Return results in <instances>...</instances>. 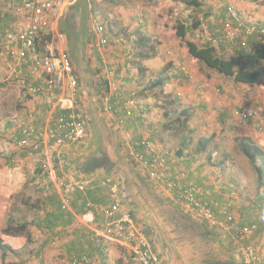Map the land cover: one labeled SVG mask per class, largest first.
I'll list each match as a JSON object with an SVG mask.
<instances>
[{
  "label": "crops",
  "instance_id": "crops-1",
  "mask_svg": "<svg viewBox=\"0 0 264 264\" xmlns=\"http://www.w3.org/2000/svg\"><path fill=\"white\" fill-rule=\"evenodd\" d=\"M92 1H87L81 4V6L77 4L70 7L65 13V15L69 14L68 21H65L64 15L62 21L59 20L52 25L53 29L63 33L67 38L62 49L69 56L80 82L81 93L78 98V105L89 121V134L83 143L71 145L62 149L61 153L58 152L57 159L55 160L54 180L49 179L48 182L40 180L43 182L39 188L42 195L41 213L43 217L37 215V218L40 217V219L46 220L45 222L41 223L35 217L30 218L29 209H32V204L26 201L12 202L15 198V192H19L22 190V186L26 187L28 184H25L27 180H25L24 175L21 173L28 171L27 179H36L39 172L37 161L42 159V156H31L26 153V150H20L22 152L20 156L23 157L13 158L17 168H12L8 164L9 171L0 174V179L2 178L3 180V183L0 185V189L4 192L3 195L5 194L6 199L12 197V201L9 203L8 201L0 203V249L2 247L6 248L5 259H8L9 255L14 256L8 253L10 248L14 254L16 250L20 252L23 248L19 247L22 246V243L14 238L16 236L15 233L11 237L4 235L2 232L5 219L7 215L11 214L18 222L28 223L27 230L31 224L35 223L36 230L39 232L43 230L45 233H49L52 237L49 241H53V239L59 241L62 233L68 234L69 237L66 241H69V248H65L66 246H64L66 253L70 248L76 247V250L71 254L77 255L76 257L78 258L86 256L87 254H85L81 246L84 242H87L93 246V249L102 260H108L109 262L116 256L120 260L121 255L125 256L126 253H123L115 243L105 244L103 241H92L89 236L90 232L95 230L96 227L100 228L104 225L105 217L98 212H88L89 207L87 205L109 206L111 204L108 187L104 185L105 179L111 175L121 185L122 195L126 202L123 210H130L132 212L147 238H149L150 234L153 236V238L150 237L151 239H149L152 242L153 250L160 255L163 264H174L175 260L176 264H201L203 259L213 255L221 261L236 260L239 264H242L241 258L237 253V245L234 242V238L237 236V232L235 231L231 234L223 232L224 234H220V237L223 238L217 237L219 241L215 243L210 241L206 244L203 239H200L204 242V249L199 251L197 247L196 251L191 250L192 248L190 247L192 245H190L189 240H186L185 236L187 232H184V230H196L200 232V229L195 224H204V227L211 229L210 225L206 222H200L193 217L184 205L175 199L171 191L167 190L164 185H160L150 179L146 171L129 157V148L132 147L133 143L139 141L140 138L143 139L148 136L154 138L156 132H160V126L165 127L161 117L162 119L169 116L176 118V113L163 109L169 108L174 104L172 101L170 102L169 95L164 94L160 98L157 97L156 101L153 100L156 94L155 91L153 92V89H157L158 87L152 88V83L162 79V75L155 73L153 76L151 73L149 77L148 74L152 72V69H149L146 63H143L141 68H134L133 65L135 63L130 61V59L134 60L135 57L134 48L145 47L157 39L158 36H164V28H160L161 24L158 16V13L162 11V8L160 11V7H163V0H150L152 1L151 3L149 0L146 3H141L140 0H113V6L110 9L115 19L113 16L112 19L108 16V21L105 20L106 22L103 23V34L99 36L92 28L94 14L91 11H95L91 4ZM170 2L175 3L176 1L170 0ZM200 2L207 3L209 5L207 11L211 15L213 14L207 20V22H210V29L216 24L221 25V22L226 17L225 7L230 3V0H217L214 5L208 3L212 2V0H208V2L200 0ZM180 3L176 2V5ZM232 3L241 9L243 13L251 15V18L257 22L259 27H264V0H247L244 2L232 0ZM182 5L180 4V8H182ZM196 14L203 16V14L195 13L194 8L190 7L187 11L182 12L181 19L183 20H181V23L187 25V22ZM109 21L112 22V29H109V25L107 24ZM113 21H116L115 24ZM13 22L14 18L8 6L1 5L0 35H4L10 29ZM170 33L175 34V30L173 29ZM190 35L188 33L187 38H190ZM123 36H126V41L121 39ZM101 38H105L108 41L106 48L97 46ZM255 38L251 37L249 39L254 46L251 47V51L245 52L243 57V52L237 44H220L216 46V49L220 55L226 56L228 60H235L240 65H256L264 57H262V47L260 46L262 44H259ZM194 42L198 45H203L201 42ZM180 43L182 42L178 41V43L172 45L175 57L172 56L173 62L167 66V69L165 67L162 72L163 77L167 78L163 89H167L169 87L168 83L173 82L172 87L176 92L181 91L178 86L181 80L179 76L184 75L183 71L186 73L184 76L189 78V82L194 83L196 81L195 77L198 78V72L202 69V66H200L202 64L194 62L189 56L187 48L180 46ZM165 48H167V52L171 51L169 50L170 46H165ZM5 49L7 50L6 46ZM152 49L158 50L157 52L160 54L162 53L159 51V47ZM247 54L249 57H246ZM240 56L241 58H239ZM186 70H189V73ZM177 71L182 72L178 73ZM202 73L200 71L201 75H206L204 70ZM201 79L205 78L201 77ZM142 86L144 91L143 95H140L142 94L140 89ZM182 90L187 93L193 92L191 84H187ZM19 92L22 91L20 90ZM20 95L22 96L19 102L24 109L20 117L16 113L20 121V123H15L17 127L23 123L22 125L32 124L37 129H45L51 126L54 120L64 113L63 110L49 107L42 96L30 97L26 96L25 92L20 93ZM139 96L143 98L140 99ZM190 96L186 101V106L189 105L188 102L193 98L192 94ZM105 99H107V102L104 101ZM158 99L161 100L160 107ZM172 99L176 104H179V102L184 103L176 97H172ZM155 102H158V106L155 105ZM13 123L11 121L7 126L11 128ZM10 128L4 129L5 134L11 133ZM15 133L19 137L21 129L18 132L15 131ZM130 135L131 138L128 139ZM123 139L125 140L123 141ZM0 145L1 148H8L5 143H0ZM10 157H14L13 153L10 154ZM33 163L37 166L30 171ZM91 164H93L92 167L94 168L92 171L89 169ZM169 164L170 167L168 168L175 177L177 176L176 172L184 171L182 173L185 177L187 176L186 179L188 180L183 183H188V181H191V178L203 186L205 184V186L210 185L208 188L219 205H225L230 199L229 189L227 190L223 185L219 186L217 183L215 184L214 181L209 183L208 171H204V168L195 165L194 159H191L187 155H176V158L171 157ZM19 167H21V170L18 169ZM10 169L17 170L18 175L6 174L12 171ZM88 174L94 180L92 188L76 192L71 209L68 212H64L61 208V192L58 184L60 181H65L71 176L81 178ZM256 195L250 197V200H248L249 197H246L247 199H243V201L238 198L234 199V214L238 227L256 225L257 231L253 236V242L260 248L261 252H264V189L257 192ZM171 205L173 208L176 206V239L172 235L167 234L171 230L168 225L169 222H163V219L158 216V213H164V210L168 212L167 209ZM28 213L29 216L27 218L26 215ZM179 213L184 218L187 214L190 221L183 220L181 216L179 218ZM59 214L63 215V218L60 220L57 217ZM88 215L93 216V221L90 223L86 222L87 218L89 219ZM154 215L157 217L156 221L154 220ZM48 219L50 220L49 223ZM157 220H160V222ZM189 224H193L194 227ZM158 231L162 232L163 240L160 238ZM12 238L15 239L13 241L15 244L8 242ZM57 241H53L51 244L48 243L47 239L42 241L37 252L40 254V251L44 249L46 257L41 253L39 257L32 261L33 264H42L43 261L48 264V262L54 261V257L57 254L62 255L64 252L63 248L51 251L50 257L47 255L46 251L48 248L57 244ZM187 249L191 252L187 253ZM212 250L216 251V253H213ZM175 254L176 257L171 259L170 256ZM20 255H23V259H26L24 253ZM0 259H2L1 251ZM27 260L31 264L30 259ZM15 261L21 262V259L15 258ZM132 263L138 264L130 260L129 264Z\"/></svg>",
  "mask_w": 264,
  "mask_h": 264
},
{
  "label": "built area",
  "instance_id": "built-area-1",
  "mask_svg": "<svg viewBox=\"0 0 264 264\" xmlns=\"http://www.w3.org/2000/svg\"><path fill=\"white\" fill-rule=\"evenodd\" d=\"M90 0H0L1 5H7L13 15L14 22L4 35L10 70L8 81L17 83L23 90L27 88L30 97L42 96L49 107L63 110L54 122L45 129H37L32 124H19L20 136L13 135L11 139L18 150H26L29 155H41L38 162L37 181L54 180L55 160L71 145L83 143L89 134V121L80 110L78 98L81 93L80 82L73 64L62 49L66 36L52 28L70 7L76 3ZM247 1V0H241ZM226 17L221 25L216 24L212 32L194 31L190 38L202 44L235 43L256 37L264 45V27L241 9L233 5L232 0L225 7ZM92 28L99 36L103 34L104 24L93 16ZM215 18V17H214ZM190 22H188L189 24ZM191 25V24H189ZM188 25V26H189ZM215 34H218L215 37ZM108 41L99 39L97 46L106 48ZM107 102V99L104 100ZM241 119L256 120L255 113L242 111L238 113ZM20 123L16 115L11 119ZM130 138V136H128ZM129 148V157L146 171L148 177L171 191L175 199L181 202L189 213L200 222H206L211 228L218 227L222 232L231 234L237 232L234 242L242 264H264V252L253 242L256 226H240L236 223L232 201L219 207L210 189L197 185L193 181L185 182L184 171L171 173L170 160L172 154L160 148L154 141L141 138ZM183 172V173H182ZM93 177L88 174L81 178L74 176L58 184L61 192V208L64 212L71 209L74 195L86 191L93 186ZM104 185L108 187L111 204L100 206L88 204L87 207L105 217L102 227H96L90 232L92 241L115 243L129 260L138 264H163L161 257L153 250L152 242L141 230L137 220L130 210H123L126 205L121 185L109 175ZM234 197L235 193H231ZM224 215V220L218 219ZM86 222L93 221L88 215ZM263 251V250H262ZM74 264H98L97 259L88 256L74 257Z\"/></svg>",
  "mask_w": 264,
  "mask_h": 264
},
{
  "label": "rangeland",
  "instance_id": "rangeland-1",
  "mask_svg": "<svg viewBox=\"0 0 264 264\" xmlns=\"http://www.w3.org/2000/svg\"><path fill=\"white\" fill-rule=\"evenodd\" d=\"M147 1L148 0H140L141 3H146ZM169 1L163 0V7H160V11L161 8L162 11L161 13H158L161 24L160 28H164V36H158L157 39H155L151 44L146 45L145 47H139L138 49L137 47L134 48V60L130 59V61L135 63V65H133L134 68H141L143 63H146L149 66L148 68L152 69V72L148 74L149 77L151 76V73L153 74V76L155 73H159L160 75H162L161 78H163V69L165 67L167 69V66L171 62H173L172 56L175 57V54H173L172 45H174V43H178V41L181 40L175 34L170 33V31L172 32V30L174 29V25L177 22H182V12H185L187 11V9L190 8L186 4L185 0H175L176 2H181L180 4H183L182 8H180V4L176 5V2L169 3ZM216 1L217 0H212V2H208V0H206V2L213 5L216 3ZM112 2L113 0H93L91 4L96 12H91L94 14L95 17H98L99 21L104 23L106 22L105 20L108 21V16L112 19L113 13L110 9L113 6ZM151 2L152 1H150V3ZM83 3L85 2L80 1L76 3V5L78 4V6H81V4ZM204 7L208 8L209 5L207 3H204ZM110 12L112 15L110 14ZM211 16H213V14ZM249 16L251 17V15ZM63 18L67 22L69 14L67 13ZM200 18H202V16H198V14H196V16H193V19L196 20H199ZM110 21L107 24L109 25V29H112V22ZM113 22L115 24L116 21ZM208 28L209 27H207L206 30H208ZM155 29L157 28L155 27ZM0 36V143H5L8 147L7 149L3 147L1 148L0 145L1 174L5 173V171H9V165L12 168H17L16 162L12 158L15 159L17 157H23L20 156V153L22 152L16 149L14 142L10 139L13 135L17 134L15 133V131L18 132L19 129H17L15 123H13V126L11 128L7 125H9L11 119L16 116V113H18L19 117L21 116V113L24 108L20 105L21 103L19 102V100L22 96L20 95V93L24 91L19 88L20 86L17 87V83L8 81V75L10 70V58L7 55V50L5 49L6 44L4 42V36ZM121 39H124V41L127 40L126 36H123V38L121 37ZM165 46H170L171 48L169 50L171 51L167 52L168 50H166L167 48H165ZM180 46H183V44L180 43ZM156 47H159V51L162 52L161 54L157 52L158 50L156 51V49H152ZM141 53L143 54L142 57L140 56ZM262 57H264V54L262 55ZM239 66L240 65H235L236 69L239 68ZM244 66L247 69L252 68V70L255 69L260 72L258 84L254 86L239 84L236 83L232 78H228L226 76L224 77L223 75L221 76L216 72L205 68L204 66L200 71L201 74H203L202 72L204 70L206 72V75H201L199 71V76H197L198 78L195 77L196 81L194 83H191L189 82V78L184 76L186 75L185 71H177L178 73L182 72L184 74L179 76V79L181 80L179 82L180 84L178 87L181 91H174L172 87L173 82H169V87H167V89H162L163 87L153 89V92L155 91L156 93L153 97V100L156 101L157 97L160 98L164 94L169 95L171 99L170 102L172 101V103L174 104L171 105L169 108L166 107L163 109L166 111H170L171 113H176V115L179 114V112L185 110L191 113V118L188 122L182 123L176 122L174 117H163V119L161 117V120L163 121L165 127L160 126V132H156L154 138H150L149 136L146 137L158 143V145L162 147L163 150L169 151L174 158H176L177 151H180V153H182V156L187 155L191 159H194L195 165L199 166L200 168H204V171H208V175L210 178L208 179L209 183L214 181V183H217V185L219 186L223 185V187H225L227 190L229 189L230 200H236L238 198L242 201L243 199L246 200V197H249L248 200H250V197H254V195H256L257 192L260 191L258 190L259 187L256 172L252 168L251 164L244 158L243 154L241 153L238 144V139L242 137H248L254 142L258 143L264 149V59L259 60L256 65ZM187 71L189 73V70H186V72ZM201 77L205 79L202 80ZM187 84H191L193 92L187 93L182 90V88L184 89ZM140 89L142 93L140 95H143V86L140 87ZM20 90L22 92H19ZM190 94L193 95V98H191L192 100L188 102L189 105L186 106V101L188 100ZM139 97L140 99L143 98L141 96ZM172 97H176L184 103L179 102V104H176L173 101ZM160 101L161 100H159V107L161 105ZM191 102L192 104H190ZM157 103L158 102H155L156 106H158ZM242 111L255 113L257 119H241L238 113H241ZM5 127L10 128V132L12 134H5ZM203 138L210 139L211 144L205 152L198 153L197 150L199 147V142ZM124 140L125 139H123V141ZM184 144H186L185 147H183ZM11 153H13L14 157H10ZM9 157L11 158V161ZM262 161V163H264V158L262 159ZM36 166L37 165L33 163L32 169L29 168L31 169L30 171H32ZM15 169H10L12 171L6 174H17V170ZM18 169L21 170V167H19ZM186 172L188 171L186 170ZM21 174L24 175L25 180H27L25 184H28L27 186L24 184V186L26 187L22 186V190H20L19 192H15V198L13 199V201L12 197L10 200L13 203L26 201L29 204H32V209H29L30 218L35 217L36 219H39L40 217H43V214L41 213L42 195L39 191V188L41 187V184L43 182L27 179L29 174L28 171L22 172ZM190 180L196 183L195 179L193 180L190 178ZM2 181L3 180L1 178L0 185L3 183ZM209 186L210 185H207L206 187L208 188ZM232 192L235 193L234 197L231 196ZM171 207H168V212H165L164 210V213H160L161 215L158 213V216L163 219V222H169L168 225L171 230L167 232V234L172 235L173 238L176 239V206H174V208ZM179 214V218L181 216L183 220H189L187 214L185 218L181 213ZM37 215L41 216L37 218ZM28 216L29 213L26 215V217L28 218ZM154 217V220L156 221L157 217L155 215ZM157 221L160 222V220ZM213 231V235H218L217 237L223 238L220 237V234L216 230ZM184 232H187L185 238L186 240H189L190 245H192L190 247L192 248L191 250L196 251L197 247L199 248V251H201V249H204V242L200 240L203 236L202 233L196 230L193 231L187 229H185ZM151 233H153V231H151ZM158 233L160 238L163 240L162 232L158 231ZM68 237V234L62 233V237L59 238L57 244L48 248V250L46 251L48 253L47 255H51V251H56L68 245L69 241H66L68 240ZM150 237L153 238L151 234L149 235V238ZM196 237L199 238L196 239ZM14 238H16L17 241L22 243V246L19 247L23 248L20 250V252L16 250L15 254L12 253V249L10 248L8 253L13 254L14 256L9 255L8 259H4V261L0 259V264H29L27 259H30L31 264H33L32 261L39 257L41 253L44 257H46L44 249L40 251V254L37 252L40 243L45 239H47L49 244L52 243V240L49 241V239L52 238L49 233H45V231L43 230H40V232L36 230L35 223L31 224L27 231L21 234H16ZM14 238H12L11 241L8 242L11 244H15L13 243V241L15 240ZM216 240L219 241L218 238ZM23 243L25 244L23 245ZM81 248L84 250L85 254H87L86 256H88L90 259H97V261L99 262L98 264H129L130 261H128L129 257L127 254H125V256H127L128 259L125 258V256L121 255L120 260H118L117 256L113 259L111 258L112 261L109 262L108 260H102L101 257L93 249V246L89 245L87 242H84ZM212 251L213 253H216V251ZM190 252L191 251L187 249V253ZM22 253H24L26 259H23L24 256L20 255ZM64 253L65 252H63L62 255L57 254L54 257V261L48 262V264H74L73 260L74 257H76L77 255H73L69 251L66 254ZM170 257L171 259L173 257H176V254ZM15 258H20L21 262L15 261ZM42 264L46 263L43 261ZM174 264H176V260L174 261Z\"/></svg>",
  "mask_w": 264,
  "mask_h": 264
},
{
  "label": "trees",
  "instance_id": "trees-1",
  "mask_svg": "<svg viewBox=\"0 0 264 264\" xmlns=\"http://www.w3.org/2000/svg\"><path fill=\"white\" fill-rule=\"evenodd\" d=\"M186 4L188 5V7H192L195 10V13H199V14H203L202 18H200L199 20L196 19H190V23L191 25L188 24L187 25L184 23H179L177 22L174 25V30H175V34L176 36L181 40L182 44L184 47L187 48L188 50V54L189 56L192 58V60L196 63L202 64L200 66H204L205 68L212 70L214 72H216L219 75H223L224 77H228V78H232L236 83L239 84H244V85H250V86H254L256 84L259 83V77H260V72L258 70H255L252 68L251 69H247L243 64L240 65L239 62L233 60H228L226 59V56L224 55H220L217 52L216 46L221 45H239L242 53V57L243 54L245 52H249L251 51V47L254 46V44H251V42L249 41V39L244 40V41H237L235 43H220L216 46L212 45L211 43H204L202 46L198 45L196 42L192 41L191 38H187L188 33L192 34L194 31L196 30H200L201 32L203 31L204 33H209L212 32L214 26L210 29V22H207L208 17L211 16L210 12L207 11V8L204 7V3H201L200 0H187ZM196 16V15H194ZM192 20V22H191ZM189 25V26H188ZM208 28V30H206ZM9 30V29H8ZM7 30V31H8ZM1 31V30H0ZM3 31V30H2ZM2 34V32H1ZM5 35V34H4ZM3 35V36H4ZM218 34H215V37H217ZM1 37V36H0ZM257 40V42L259 44H262L257 38H255ZM262 47V53L264 54V45H260ZM140 56L142 57L143 54L141 53ZM246 57H249V55L247 54ZM241 58V56L239 57ZM235 65H240L239 68L236 69ZM166 77L164 76L162 79L152 83V88H157V87H163L166 85ZM163 89V88H162ZM23 91L26 93V96H29L27 93V88L24 87ZM191 118V113L187 112L185 110L179 112V114L176 115V118H174L176 120V122H188ZM251 120V119H249ZM210 139H206L203 138L202 140H200L199 142V147H198V153H203L205 152L208 147L210 146ZM238 144H239V148L241 153L243 154L244 158L251 164L252 168L254 169V171L256 172L257 175V182H258V187H259V191H261L264 187V163H262V159L264 158V149L256 142H254L252 139L248 138V137H242L240 139H238ZM186 144H184L183 147H185ZM28 153V152H27ZM177 155L178 156H182V153H180V151H177ZM13 159V158H12ZM259 160V161H258ZM11 161V158H10ZM101 165V164H100ZM93 164H91L89 166V169H91L90 171H92L94 168L92 167ZM36 179H33V181ZM37 181V180H36ZM197 185H200L198 182H196ZM203 186V185H200ZM206 187V186H203ZM207 188V187H206ZM209 189V188H208ZM2 193V195H1ZM3 191H1L0 189V203H4L6 201H8V203L11 201V198L6 199L5 194L3 195ZM8 197H10V195H8ZM230 202V199L227 201L226 204H228ZM232 205L233 207L234 205V200H232ZM223 205H219V207H223ZM88 212H94L92 209H88ZM58 220L63 218V215H57ZM218 219L220 221L224 220V215H219ZM39 222H45L46 220L43 219H38ZM50 222V220L48 219V223ZM194 223V222H193ZM190 226H193V224H189ZM197 225V228L200 229V233L203 234L202 238L206 244H208L210 241H213V243H215L217 240V236L218 235H213L212 232H214L213 230H216L219 234H224L223 232H221V230L218 227H214V228H208V227H204L202 225ZM252 226V225H250ZM256 226V225H253ZM194 227V226H193ZM28 228V223L26 222H18L13 215H7L5 221H4V227L2 229V232L4 235H8L11 236L12 234H21L23 232H25ZM208 228V229H207ZM213 229V230H212ZM211 230V231H210ZM215 231V233H216ZM257 231V230H256ZM226 235V234H225ZM54 242L55 239H53ZM52 241V242H53ZM69 245H66L65 248H69ZM64 249V248H63ZM74 250H76L75 248L73 249H69V252L72 253ZM1 251V258L4 261L5 257H6V248L2 247L0 249ZM64 252L66 253V250L64 249ZM212 253V252H211ZM201 264H239L236 260H230V261H221L218 260L214 255L211 257H207L205 259L202 260Z\"/></svg>",
  "mask_w": 264,
  "mask_h": 264
}]
</instances>
